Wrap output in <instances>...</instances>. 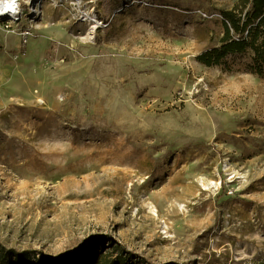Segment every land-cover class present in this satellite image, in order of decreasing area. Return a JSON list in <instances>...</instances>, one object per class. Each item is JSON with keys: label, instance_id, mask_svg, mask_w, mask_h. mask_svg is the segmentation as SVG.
<instances>
[{"label": "rangeland", "instance_id": "1", "mask_svg": "<svg viewBox=\"0 0 264 264\" xmlns=\"http://www.w3.org/2000/svg\"><path fill=\"white\" fill-rule=\"evenodd\" d=\"M82 1L106 23L90 42L75 0H45L26 44L29 22H0V245L29 264H264V66L197 60L238 0Z\"/></svg>", "mask_w": 264, "mask_h": 264}, {"label": "trees", "instance_id": "2", "mask_svg": "<svg viewBox=\"0 0 264 264\" xmlns=\"http://www.w3.org/2000/svg\"><path fill=\"white\" fill-rule=\"evenodd\" d=\"M221 15L225 29L221 45L199 55L197 60L211 67L220 65L228 55L252 52L254 66L258 74H262L264 66V0H238L233 9L222 11ZM1 251L4 252V259L0 261V264H29L30 262L29 256L24 255L18 258L14 251L5 250L0 245ZM13 257L18 258L20 262H13ZM86 261H90V264H104L102 261H97L96 255L92 260H75L70 261L69 264H87ZM116 264H121V261Z\"/></svg>", "mask_w": 264, "mask_h": 264}, {"label": "built area", "instance_id": "3", "mask_svg": "<svg viewBox=\"0 0 264 264\" xmlns=\"http://www.w3.org/2000/svg\"><path fill=\"white\" fill-rule=\"evenodd\" d=\"M45 0H15V11H7L0 13V22L5 23L9 32H16L20 28L22 22H29L28 29L22 30L18 35L23 39V43H27V39L32 36V29L37 24L36 20L43 15ZM10 2V0H9ZM74 5L79 8L78 18L76 19L81 25L85 26L86 33L81 39L85 42H90L95 39L98 30L104 26V20L95 12L94 7H89L82 0H75ZM5 7V0H0V12ZM38 27V26H37ZM36 27V28H37ZM221 186V183H219Z\"/></svg>", "mask_w": 264, "mask_h": 264}, {"label": "clouds", "instance_id": "4", "mask_svg": "<svg viewBox=\"0 0 264 264\" xmlns=\"http://www.w3.org/2000/svg\"><path fill=\"white\" fill-rule=\"evenodd\" d=\"M14 5H15V0H5V7L3 8V11L4 12H7V11H15V8H14Z\"/></svg>", "mask_w": 264, "mask_h": 264}, {"label": "bare ground", "instance_id": "5", "mask_svg": "<svg viewBox=\"0 0 264 264\" xmlns=\"http://www.w3.org/2000/svg\"><path fill=\"white\" fill-rule=\"evenodd\" d=\"M0 9H2V8H0ZM0 13H4V11L3 10H1V12Z\"/></svg>", "mask_w": 264, "mask_h": 264}]
</instances>
